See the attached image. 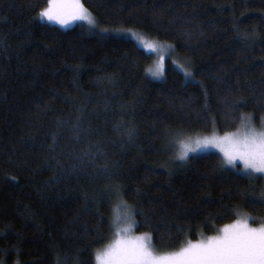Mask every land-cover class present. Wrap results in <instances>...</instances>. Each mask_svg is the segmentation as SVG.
<instances>
[{"label":"trees","instance_id":"obj_1","mask_svg":"<svg viewBox=\"0 0 264 264\" xmlns=\"http://www.w3.org/2000/svg\"><path fill=\"white\" fill-rule=\"evenodd\" d=\"M47 3L0 0V264H94L120 199L160 251L264 224L261 176L212 152L159 164L174 136L264 116V0H81L95 30L40 20ZM117 28L171 43L196 80L149 77Z\"/></svg>","mask_w":264,"mask_h":264},{"label":"snow or ice","instance_id":"obj_2","mask_svg":"<svg viewBox=\"0 0 264 264\" xmlns=\"http://www.w3.org/2000/svg\"><path fill=\"white\" fill-rule=\"evenodd\" d=\"M40 16L61 26L73 19L85 20L93 28L96 26L94 16L83 6L81 0H48V6L40 12ZM145 47L154 49L156 45L145 42ZM162 71V66H158L152 75L159 76ZM185 75L190 77L192 73L186 72ZM240 119L246 128L245 135L242 141L234 143L232 150L221 148L225 156L223 164L235 167L234 161L240 159L245 171L251 169L249 175L264 173V130L257 132L251 126L252 114L241 113ZM261 125L264 128V117L261 118ZM223 140L213 136L180 141V151L175 159L184 161L189 152H196L208 145L219 146ZM113 211L112 223L117 226L128 225L122 229L126 233L131 223H135L134 210L120 199ZM223 232V236L206 243H189L181 252L168 257H156L153 254L150 250V236L137 237L132 241L117 240L115 246L103 253L102 257L97 256V260L102 259L103 264H264V227L253 229L246 222H238L231 228L225 227Z\"/></svg>","mask_w":264,"mask_h":264},{"label":"rangeland","instance_id":"obj_3","mask_svg":"<svg viewBox=\"0 0 264 264\" xmlns=\"http://www.w3.org/2000/svg\"><path fill=\"white\" fill-rule=\"evenodd\" d=\"M47 6H48V3L44 7V9L47 8ZM39 17L41 18V16H39ZM40 20L54 24V25H57L61 28H69L72 26H83L88 30H95V28L97 27V24L93 28L92 26H90L87 23V21L81 20V19H73L70 21V23H68L67 25H64V26H61L60 24H58L55 21H48L47 19H44V18H41ZM96 23H97V21H96ZM117 29H121L123 31V34H118L116 36H122V37H126V38L134 40L140 47H142L145 51H147L151 54L152 61L147 68V75L149 77L154 78V79H158V80L163 79L165 77V68L167 65H170L173 68H175L176 70L180 71L186 80H189V81H195L196 80L194 73H193V68H192L190 62L185 60L184 58H182L179 54H177L171 43L146 37L144 34H142L141 32H139L137 30H134V29H130V28H117ZM101 33H103V32H101ZM145 42L155 44L156 47L154 49L147 48V47H145ZM169 46H171V47H169ZM158 66H162L163 71L161 72V74L159 76H153L152 72L155 71ZM186 72H191L192 76H190V77L186 76L185 75ZM251 126L253 128H255L257 132L264 130V128H262V125H261V120L258 124H255L254 121H252ZM245 132H246V128L241 122L237 129L230 131V132L219 133L217 131H212L209 134H203V135H200V134L194 135L193 134V135L188 136V135H182L181 134L178 136H174L169 141L170 151H171L170 158L164 159L159 164L162 166V168H164L166 170H170V169H172L174 164H179V165L186 164V162L190 156H197V155H201L204 153L212 152V153H216L219 156L221 163L224 167L231 169V170H233L239 174H242V175H246L249 177L261 176L264 179V173H258L257 172V173H252L251 175H249V173L251 172V169H248L247 171H245L244 170V164L240 159H236L234 161L235 167H233L232 165L223 164V161L225 160V156H224V152L221 151V148H224L225 150H232L235 142L243 140ZM213 136L220 138L221 140H223L224 137H228L229 139L223 140V143H221L219 146L208 145L206 147H202V148L198 149L196 152H189L188 158L184 161L175 159L176 154L180 151V141H186L189 138L194 141L197 138L203 139L205 137L210 138ZM238 222H246L248 227L253 228V229H259L261 227H264V224L251 225V224H249V222L246 218L240 217L236 221L220 227L219 230L214 234L208 235V236L200 238L198 240L187 241L178 250L160 251L159 249L154 247L152 244H151L150 250L153 252V254L156 257L175 256L176 254L181 252L182 249L188 247L189 243H191V244L206 243L210 239H216L218 237L223 236L224 235L223 230L225 227L231 228V226L237 224ZM113 225H114V228L112 229V233H113L112 238L102 248L96 250L94 253V264H103L102 259L97 260V256L102 257L103 253H105L107 250H109L110 248L115 246L117 240L132 241V240H135L137 237L148 236L146 233L135 232V230H134L135 223H131L129 230L126 233L123 232L122 229L124 227H128V225H125V224H121L119 226H117L115 224H113Z\"/></svg>","mask_w":264,"mask_h":264}]
</instances>
